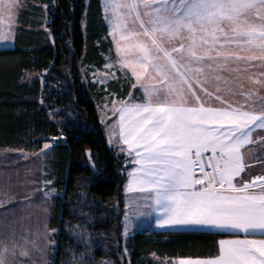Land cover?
Segmentation results:
<instances>
[{"label": "snow or ice", "instance_id": "snow-or-ice-1", "mask_svg": "<svg viewBox=\"0 0 264 264\" xmlns=\"http://www.w3.org/2000/svg\"><path fill=\"white\" fill-rule=\"evenodd\" d=\"M17 6L18 0H0V17L11 20ZM102 11L120 68L143 89L142 102L113 105L121 151L135 165L126 185L140 194L132 203L157 212L161 228L237 237L218 241L212 258L178 264H264V176L236 179L246 167L241 148L264 129V109L234 107L219 95L223 106H206L194 90L206 72L221 81L230 60H264V0H102ZM129 19L139 30L128 27ZM8 35L0 31V41Z\"/></svg>", "mask_w": 264, "mask_h": 264}, {"label": "trees", "instance_id": "trees-1", "mask_svg": "<svg viewBox=\"0 0 264 264\" xmlns=\"http://www.w3.org/2000/svg\"><path fill=\"white\" fill-rule=\"evenodd\" d=\"M41 1L43 8L21 13L14 47L0 49V151L51 145V264H157L153 253L215 255L225 235L125 236L124 186L133 164L109 143L96 103L108 93L126 95L131 83L99 84L89 73L103 66L111 48L100 0Z\"/></svg>", "mask_w": 264, "mask_h": 264}, {"label": "rangeland", "instance_id": "rangeland-1", "mask_svg": "<svg viewBox=\"0 0 264 264\" xmlns=\"http://www.w3.org/2000/svg\"><path fill=\"white\" fill-rule=\"evenodd\" d=\"M45 4L41 0H18V6L14 11L13 18L10 20L7 15L0 17V31L5 33H9L7 40L0 41V49L8 48L12 45V41L14 38V30L16 27V21L19 19L23 10L33 11L36 7L40 8ZM143 12V9H141ZM111 16V13H108ZM101 16L104 20L107 28L109 30V39L111 41L110 51L105 54V62L100 69H93L92 72H89L91 77L98 82L99 84H107L112 80L133 82L131 83L129 91H137L143 94V89L139 86L133 87L136 83L135 79L131 76L130 71L127 69L122 70L120 65L117 62V54L115 49V42L113 40V36L111 34L112 29L109 23L105 18V14L102 11V0H101ZM47 18L44 16L41 17L40 21L42 22V26H44ZM129 28L138 29V25L133 24L132 19L128 21ZM122 44L126 43L125 41L121 42ZM109 65H111L109 67ZM150 84H155L156 81H150ZM137 89V90H136ZM106 97V96H105ZM122 97H116L114 101L110 104L105 98L100 99V101L96 103L98 108L99 119L101 125L105 127L106 122V114L108 111L113 110L114 102H120ZM130 100H124L128 101ZM51 145L48 148H42L41 150H29L25 151L23 149H9L8 154L3 157L0 156V159H8L9 165L5 166L2 174L4 175L0 178V201H8V194L5 193V190L10 193L8 189H5L2 184L6 182V180L11 177L12 182V191L17 189L16 184H24V186L20 187L18 191L19 196H17V200H23L20 204H18L19 211L14 214V217L7 218L5 217V224L0 228V252L3 250V246L5 243L6 248L10 250L9 260L14 257L16 260L15 254L18 253L20 255V259L25 264H51L50 256L53 254L56 246V239L53 238L52 233L55 232L48 228L49 217H50V207L52 206L53 197L56 195V189L53 188L49 184L48 174L46 168L48 167L49 157L51 154ZM17 159V160H15ZM18 159H26V162L18 166L15 162L19 161ZM15 161V162H13ZM11 164V165H10ZM16 165V166H14ZM23 166V167H22ZM26 166V169H25ZM20 167L21 171L17 168ZM25 170V171H24ZM24 171L28 177V180L24 181L22 178L24 177ZM42 173V176L40 174ZM1 176V173H0ZM31 177V179H30ZM38 177V178H37ZM2 183V184H1ZM26 184V185H25ZM40 184L42 187L40 188ZM15 196V195H13ZM24 197V198H23ZM3 202V203H6ZM14 211L15 209L12 208ZM21 211V213H20ZM27 211V212H26ZM20 213V214H19ZM27 218H26V215ZM24 216V217H23ZM1 220V219H0ZM128 229H124L125 236ZM17 232L15 234L14 240L7 237V242H4V234L3 232ZM16 240V243H15ZM22 244H19V243ZM4 243V245H3ZM21 251H27V256H22ZM157 264H178L181 259H196L199 257H191V256H156L155 253L151 255Z\"/></svg>", "mask_w": 264, "mask_h": 264}, {"label": "crops", "instance_id": "crops-1", "mask_svg": "<svg viewBox=\"0 0 264 264\" xmlns=\"http://www.w3.org/2000/svg\"><path fill=\"white\" fill-rule=\"evenodd\" d=\"M101 1V0H100ZM16 27L14 30V36L16 34L19 21H16ZM108 30V28H107ZM108 36H109V30H108ZM14 47V38L12 41V45L8 48ZM8 48H2V49H8ZM227 51H234L238 55L247 57V56H261V53L257 49H253L251 51L245 49L240 50L237 48H230L226 49ZM212 55H215L213 52ZM216 73L206 72V81L201 86H195L194 90L196 91L197 95H199L200 100L205 103L206 106H213V107H221L223 106L220 101H218L215 97L217 95L221 96L223 101L232 104L234 107L239 106H245L249 110L260 111L264 109V60L257 59L252 62H249L247 60H230L227 64V70L219 73L223 77L221 81L215 80ZM202 80H205V77H201ZM224 80L227 81V83H224ZM130 83H133L132 81ZM201 88L207 89V92L211 93V95H206L203 91H201ZM217 88L220 89L219 92H217ZM106 96V97H105ZM104 97L105 100L111 104L116 97H122V100L120 102H114L115 106L118 108L121 106V103L124 102V100H127L130 98L132 102H142L139 98L143 96L142 93L137 91H129L124 96H118L114 93H108ZM186 98L190 103H195V100L191 97V95H188L186 93ZM129 101V100H128ZM113 104V103H112ZM111 104V105H112ZM106 122L104 128L105 134L108 138L109 143L116 147L120 152L125 153L127 156H129L128 152L121 151V149H126V146L123 145L119 141V135H118V113L113 114V110L108 111L106 114ZM116 133V135H113V133ZM21 148H18L20 150ZM1 150L0 156H4L9 153V151ZM210 154V153H207ZM205 154V155H207ZM241 154L243 157V162L246 165L244 172L241 173V176L236 178L237 182H239L241 179L244 181H252L257 176H264V129H257L252 132L251 135V142L244 147L241 148ZM130 157V156H129ZM131 158V157H130ZM17 160V159H15ZM19 161L15 162L16 165L24 164L26 162V159H18ZM9 165L8 159H0V173L2 178L4 175L2 174L3 169L5 166ZM11 165V164H10ZM14 165V166H16ZM23 167V166H22ZM135 165H132L131 171ZM20 171V167H17ZM26 169V166H25ZM25 171V170H24ZM23 172L24 177L22 178L24 181L28 180V177L26 173ZM197 176H200V173H196ZM42 176V173L40 174ZM38 178V177H37ZM31 179V177H30ZM129 177H127L125 186H124V211H123V228L128 229L127 233L132 234L136 231H142V232H153V231H185L182 229H170L167 227L161 228L157 225V220L159 218V215L157 212L153 211L151 208L144 207L143 201H138L137 204L132 203L131 197L138 196L140 194L138 193H128L126 190V185L128 183ZM13 183L17 185V189L12 191V182L11 177H9L8 180L3 185L5 189H8L10 193H8L5 190V193L8 194V201H0V228L5 224V217H14L15 212L17 213L19 211L18 204L21 203L23 200H17V196H19L18 191L20 190V187L24 186V184H16L14 181ZM26 185V184H25ZM40 188L42 185L40 184ZM15 195V196H13ZM24 198V197H23ZM6 203H3L5 202ZM130 205H132L130 207ZM12 208L15 210L13 211ZM27 212V211H26ZM21 213V211H20ZM19 213V214H20ZM26 215V213H25ZM24 217V216H23ZM27 218V215H26ZM48 228L49 227L48 224ZM52 230V229H51ZM18 231L15 233L10 232H3L4 234V242H7V237L14 240L15 234H17ZM237 238L233 236H223L218 239L220 241L221 239H232ZM242 238V237H240ZM0 240H2L0 238ZM9 241L5 243V245H8ZM16 243V240H15ZM19 244H22L21 242ZM4 245V243H3ZM3 246V250L0 252V256L4 259L5 264H25L21 261L20 255L18 253L15 254L16 260L14 257L9 260L10 256V250L7 248V251H4V248L6 246ZM214 256V255H213ZM213 256L209 257H199V258H212Z\"/></svg>", "mask_w": 264, "mask_h": 264}, {"label": "built area", "instance_id": "built-area-1", "mask_svg": "<svg viewBox=\"0 0 264 264\" xmlns=\"http://www.w3.org/2000/svg\"><path fill=\"white\" fill-rule=\"evenodd\" d=\"M207 155H210V154H207Z\"/></svg>", "mask_w": 264, "mask_h": 264}]
</instances>
